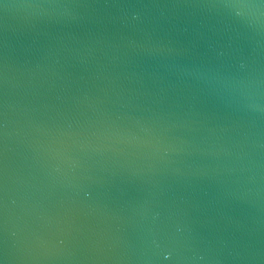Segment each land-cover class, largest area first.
Here are the masks:
<instances>
[{"label": "water", "instance_id": "obj_1", "mask_svg": "<svg viewBox=\"0 0 264 264\" xmlns=\"http://www.w3.org/2000/svg\"><path fill=\"white\" fill-rule=\"evenodd\" d=\"M0 264H264V0H0Z\"/></svg>", "mask_w": 264, "mask_h": 264}]
</instances>
